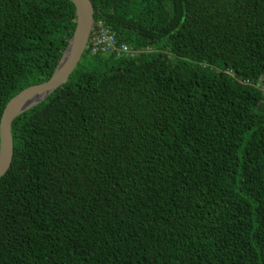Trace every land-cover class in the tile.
<instances>
[{
  "label": "trees",
  "instance_id": "1",
  "mask_svg": "<svg viewBox=\"0 0 264 264\" xmlns=\"http://www.w3.org/2000/svg\"><path fill=\"white\" fill-rule=\"evenodd\" d=\"M85 49L11 125L0 264H264V0H90ZM69 0H0V118L52 75Z\"/></svg>",
  "mask_w": 264,
  "mask_h": 264
},
{
  "label": "water",
  "instance_id": "2",
  "mask_svg": "<svg viewBox=\"0 0 264 264\" xmlns=\"http://www.w3.org/2000/svg\"><path fill=\"white\" fill-rule=\"evenodd\" d=\"M75 9V27L51 75L43 83L25 88L5 105L0 118V178L10 167L13 155L12 122L24 112L46 100L59 87L66 84L86 49L93 24L90 0H69Z\"/></svg>",
  "mask_w": 264,
  "mask_h": 264
},
{
  "label": "built area",
  "instance_id": "3",
  "mask_svg": "<svg viewBox=\"0 0 264 264\" xmlns=\"http://www.w3.org/2000/svg\"><path fill=\"white\" fill-rule=\"evenodd\" d=\"M86 49L91 55L115 54L117 57H133L135 52L126 45L117 46L114 35L101 24L90 30Z\"/></svg>",
  "mask_w": 264,
  "mask_h": 264
}]
</instances>
